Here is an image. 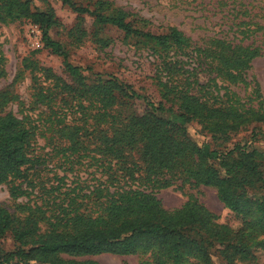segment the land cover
<instances>
[{"label": "rangeland", "instance_id": "rangeland-1", "mask_svg": "<svg viewBox=\"0 0 264 264\" xmlns=\"http://www.w3.org/2000/svg\"><path fill=\"white\" fill-rule=\"evenodd\" d=\"M30 1L32 12L54 13L56 25L49 35L61 43L65 56L47 47L42 30L30 19L6 18L0 22V115L13 113L34 132L31 155L36 158L25 178L13 185L0 184V209H6L15 218L34 214L45 231L63 209L84 211L90 206L95 210V189L115 190L110 176L120 165L103 157L98 150V133L94 131L99 129L94 121L99 104L91 96L71 94L66 89L63 80H69L65 59L82 68L83 75L90 80L97 75L113 76L132 86L161 106L165 118L179 124L184 94L195 95L210 109H237L244 118H252L237 130L220 131L214 123L196 121L185 123L183 129L199 146L207 145L218 153L246 145L249 151L259 154L256 160L264 167V122L254 118L260 116H253L264 115V30L260 29L264 27V0H73L106 14L122 11L136 29L146 33L169 34L170 28L175 27L190 39V44L182 49L127 36L112 25L98 23L90 14L76 13L62 0ZM243 21L250 25L244 26ZM219 39L259 46L261 51L238 78H228V68L220 58L238 60L246 54L240 47L230 49L216 44ZM130 108L123 107V112ZM145 108L143 101L134 106L138 111ZM77 128L82 130L72 140ZM130 154L134 160L139 157L137 151ZM213 163L219 166L218 159ZM221 172L225 175V170ZM144 177L141 171L132 181L123 180L121 186L129 182L137 188L142 184L140 188L144 190ZM260 186L246 188L248 195L263 197ZM146 191H153L170 213L197 201L215 216L216 224L236 231L241 226V220L218 199L214 188L192 187L176 180L168 187H149ZM188 234L192 236V231ZM13 245L8 235L3 246L11 249ZM218 249L219 246L212 248V258L215 264H223ZM252 254L249 260L237 264H264L263 245ZM77 260L147 264L148 255H99Z\"/></svg>", "mask_w": 264, "mask_h": 264}, {"label": "trees", "instance_id": "trees-1", "mask_svg": "<svg viewBox=\"0 0 264 264\" xmlns=\"http://www.w3.org/2000/svg\"><path fill=\"white\" fill-rule=\"evenodd\" d=\"M62 1L76 13L90 14L98 23L112 25L127 36L178 49L190 44V39L175 27L170 28L169 34L146 33L136 29L122 11L106 14L73 0ZM30 3V0H0V22L6 18L30 19L42 30L47 47L65 56L61 43L49 35L56 25L54 13L51 10L32 12ZM242 24L250 25L247 21ZM216 44L230 49L240 47L246 54L238 60L220 58L228 68L227 77L234 79L261 51L259 46H243L224 39ZM64 67L69 80H63L66 89L71 94L91 96L99 104L94 120L99 129L94 131L98 133V150L103 157L120 165L110 176L115 190L95 189V210L90 206L84 211L63 209L45 231L34 214L15 218L6 209H0V264H100L77 260L99 255H148L147 264H215L211 252L215 246H219L217 253L223 264H237L253 257L255 248L264 246V196L253 198L246 190L257 184L264 190V167L256 160L259 154L249 151L246 145H237L225 153L211 151L207 145L199 146L192 141L183 129L185 123L196 121L214 123L217 130L227 132L237 130L252 118H244L237 109L226 106L210 109L195 95L184 94L179 124L165 118L161 106L113 76L97 75L90 80L83 75L82 68L66 59ZM137 101L145 103L143 111L134 109ZM123 107L131 108L124 113ZM253 116H260L254 118L264 122V115L254 113ZM80 130L77 128L70 138L75 140ZM34 136L13 113L0 115V184L13 185L26 177L36 162L31 155ZM133 151L139 154L136 160L131 157ZM214 159L219 160V166L213 163ZM220 168L225 170V175ZM141 171L145 173L144 190L140 188L142 184L137 188L129 182L121 186L123 180L132 181ZM176 180L192 187L214 188L218 199L241 220L238 231L216 224L215 216L197 201H190L181 210L170 213L153 191H146L149 187H168ZM8 235L14 243L11 249L3 246Z\"/></svg>", "mask_w": 264, "mask_h": 264}]
</instances>
